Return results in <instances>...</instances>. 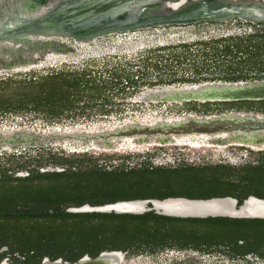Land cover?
<instances>
[{
	"label": "trees",
	"instance_id": "16d2710c",
	"mask_svg": "<svg viewBox=\"0 0 264 264\" xmlns=\"http://www.w3.org/2000/svg\"><path fill=\"white\" fill-rule=\"evenodd\" d=\"M240 33L165 45L136 55L104 57L23 73L0 75V122L32 116L58 119L108 115L125 109L129 97L144 87L204 81H264V23ZM126 104V105H125ZM176 115L253 112L264 115V101L184 102L168 109ZM0 155V259L9 254L24 264L44 257L75 261L105 250L130 254L157 248L236 243V229L252 219L176 218L156 214L72 213L70 206L102 205L130 199L231 196L239 203L250 195L264 198V159L233 164L224 157L176 152L172 162H159L158 150L114 154L110 162L82 154L59 160V179L75 181V198L61 186L47 187L36 168L48 161ZM36 166L29 168V166ZM28 167L29 177L8 174ZM35 174V175H34ZM34 175V176H33ZM74 186V185H73ZM69 202L70 204H66ZM246 222V224H245ZM250 222V223H248Z\"/></svg>",
	"mask_w": 264,
	"mask_h": 264
},
{
	"label": "water",
	"instance_id": "95a60500",
	"mask_svg": "<svg viewBox=\"0 0 264 264\" xmlns=\"http://www.w3.org/2000/svg\"><path fill=\"white\" fill-rule=\"evenodd\" d=\"M239 19L264 23V0H0V74L31 68L53 38L89 42L125 31L198 22ZM228 35V34H227ZM146 102L264 101V81H204L156 89L145 95ZM184 142L201 137L197 147L243 146L264 149V115L253 112H224L207 115L188 113L158 119L150 124L127 123L109 133L92 134L108 146L109 138L140 135L138 147L148 134ZM171 137V138H170ZM222 138V140H220ZM160 144L167 143L162 139ZM60 171V168H49ZM72 213L156 214L176 218L228 217L264 218V198L250 195L241 203L231 196L209 198L166 197L120 200L102 205L83 204ZM125 252L105 250L75 261L44 257L40 264H123ZM0 264H8L2 260Z\"/></svg>",
	"mask_w": 264,
	"mask_h": 264
},
{
	"label": "flooded vegetation",
	"instance_id": "af4514ba",
	"mask_svg": "<svg viewBox=\"0 0 264 264\" xmlns=\"http://www.w3.org/2000/svg\"><path fill=\"white\" fill-rule=\"evenodd\" d=\"M237 23V19H232L225 22H198L187 25L161 26L118 32L89 42H77L71 38H53L51 39V45L42 54H33L34 57L39 58L34 66L26 70L9 71L0 75L23 73L41 68H57L63 64L77 65L89 60H101L108 56L121 58L165 45L209 37H221L227 34L240 33L246 29L252 30L251 27H237ZM251 24L255 25L254 27L258 26V23ZM170 86L174 85L144 86L139 92L126 99L129 105L134 104L133 106L135 107L143 108L137 114L126 112L125 115L119 112V114L116 113L114 115L112 112L108 115H98L90 118L83 116L67 117L61 120L44 118L39 119L40 121L31 120L30 123L19 122L21 120L19 118H14V120L6 119L0 122V155L8 153L11 156L13 153L20 155L22 152H30L29 155L31 157L42 156L43 161H48V163L46 162L39 167L29 166V168L36 167L40 173L45 174L44 179L39 182L47 187L61 186L64 188L65 195H68L69 199H74L75 192L73 190L71 193L70 188H75V181L59 179L53 176L54 173L65 172L67 164L58 165V163L54 164V161L87 154L97 157L99 163L104 162L105 164L110 162L109 156H111L112 152L124 150H136L138 152L140 147H138L137 143L141 139L140 135H133L128 138L124 136L109 138L106 141L108 144L106 147H104L100 139L92 138L91 136L92 134L109 133L115 128L124 127L127 123L145 125L158 119L164 120L169 117L180 116L176 114L169 115L168 109L173 105L181 106L184 102L181 104L153 103L144 100L145 95L149 92ZM145 139L147 143L143 144L142 147L156 148L158 153L166 146L186 145L197 147L192 146L191 143H200L204 140L201 137H189L184 142L179 140L172 141L173 138L168 140L167 137L152 133L148 134ZM162 139H167V143L160 144L159 142ZM211 147H214V150L217 151L222 150V154L219 153L221 155L219 157L227 156V154L235 155L236 159L230 161L233 164L243 163L247 159L258 163L264 159V149L253 150L243 146ZM166 150L165 158H158L161 163L172 162L173 160L172 151ZM57 157L60 158L57 159ZM224 158L227 160L226 157ZM4 166L0 164V167ZM49 168H60L61 170H49ZM7 173L21 178L30 176L28 167L17 170L8 169ZM66 204L70 203L66 202ZM71 207L75 206L68 207L67 211ZM236 231L238 236H240L236 243H214L199 246L188 244L186 247L157 248L153 251L145 250L137 254L125 252L123 264H264V218H252L250 228L242 229L238 227ZM5 250V247L2 248L0 253ZM2 260H6L8 264H24L13 260L9 254L4 255L0 262ZM37 264H40V262Z\"/></svg>",
	"mask_w": 264,
	"mask_h": 264
},
{
	"label": "rangeland",
	"instance_id": "374dc122",
	"mask_svg": "<svg viewBox=\"0 0 264 264\" xmlns=\"http://www.w3.org/2000/svg\"><path fill=\"white\" fill-rule=\"evenodd\" d=\"M99 60V59H98ZM132 103V102H130ZM126 105V104H125ZM134 105V104H133ZM133 105H127V107L125 109H121L119 111H113V114L115 115L116 113L119 114V112L123 113L126 115V112H131L133 114H137L139 113L140 110H142L143 108H139V107H135ZM169 115H174L175 113L173 112H169L168 113ZM183 115V114H182ZM31 120H34V121H40L39 119H34L32 116H28V117H25V118H22V120H19V122H27V123H30ZM156 148H153V147H140L138 149V152H145V151H152ZM166 149H169L172 151V155H176V152H184V153H189L191 156H199V155H205V156H212L213 159H219V156H221L219 153L222 154V150H214L215 148L214 147H191V146H182V145H177V146H166L165 148H162V150H160L161 154H159V158H165L164 155H166L167 153V150ZM230 151V150H229ZM232 151V150H231ZM136 150L132 151V150H124V151H120V152H112L114 154H124V153H135ZM159 152V153H160ZM163 153V154H162ZM227 158V160L229 161H233L235 158V155H231V154H227V156H224Z\"/></svg>",
	"mask_w": 264,
	"mask_h": 264
}]
</instances>
